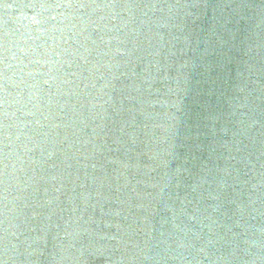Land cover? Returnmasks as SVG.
Wrapping results in <instances>:
<instances>
[{"label":"water","instance_id":"water-1","mask_svg":"<svg viewBox=\"0 0 264 264\" xmlns=\"http://www.w3.org/2000/svg\"><path fill=\"white\" fill-rule=\"evenodd\" d=\"M0 264H264V0H0Z\"/></svg>","mask_w":264,"mask_h":264}]
</instances>
